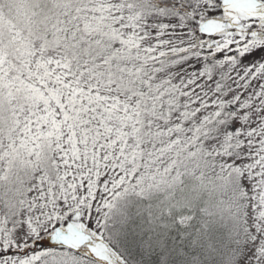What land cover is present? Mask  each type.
Listing matches in <instances>:
<instances>
[{
  "label": "snow or ice",
  "instance_id": "snow-or-ice-1",
  "mask_svg": "<svg viewBox=\"0 0 264 264\" xmlns=\"http://www.w3.org/2000/svg\"><path fill=\"white\" fill-rule=\"evenodd\" d=\"M0 264H264V0H0Z\"/></svg>",
  "mask_w": 264,
  "mask_h": 264
}]
</instances>
